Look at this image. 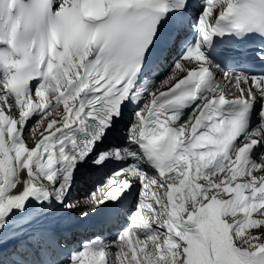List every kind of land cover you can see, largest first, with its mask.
<instances>
[{
    "label": "snow or ice",
    "instance_id": "snow-or-ice-1",
    "mask_svg": "<svg viewBox=\"0 0 264 264\" xmlns=\"http://www.w3.org/2000/svg\"><path fill=\"white\" fill-rule=\"evenodd\" d=\"M0 264H264V0H0Z\"/></svg>",
    "mask_w": 264,
    "mask_h": 264
},
{
    "label": "rangeland",
    "instance_id": "rangeland-1",
    "mask_svg": "<svg viewBox=\"0 0 264 264\" xmlns=\"http://www.w3.org/2000/svg\"><path fill=\"white\" fill-rule=\"evenodd\" d=\"M87 194H88V192H83V195L77 196L76 199L85 198L87 196ZM72 195H74V194H72ZM74 196H76V194ZM81 204L82 205L84 204L83 201H81ZM80 205L78 207H80Z\"/></svg>",
    "mask_w": 264,
    "mask_h": 264
},
{
    "label": "bare ground",
    "instance_id": "bare-ground-1",
    "mask_svg": "<svg viewBox=\"0 0 264 264\" xmlns=\"http://www.w3.org/2000/svg\"><path fill=\"white\" fill-rule=\"evenodd\" d=\"M86 192H88V191H86ZM75 194H77V193H75ZM80 195H83V193H81ZM80 207H85V205L84 204L83 205L81 204Z\"/></svg>",
    "mask_w": 264,
    "mask_h": 264
}]
</instances>
